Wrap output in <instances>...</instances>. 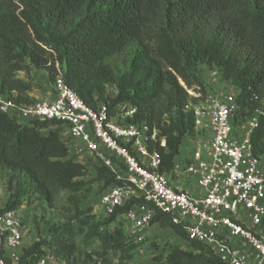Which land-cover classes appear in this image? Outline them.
<instances>
[{"label":"trees","instance_id":"obj_1","mask_svg":"<svg viewBox=\"0 0 264 264\" xmlns=\"http://www.w3.org/2000/svg\"><path fill=\"white\" fill-rule=\"evenodd\" d=\"M202 67L218 71L238 91L243 121L258 108L264 111V0H0V99L35 103L27 81L35 70L46 72L51 84L62 76L92 109L105 103L113 115L129 102L137 112L127 123L157 132L149 150L160 155L162 175L173 173L183 140L195 136L194 100L184 86L204 85ZM109 86L116 87L115 96ZM61 131L57 121L25 122L0 113L7 209L20 210L31 200L52 205L61 193L69 205L67 221L48 223L46 236L24 246L18 264L46 257L64 264H128L147 239L128 240L118 222L143 200L133 198L101 219L92 207L84 209L82 196L95 183L102 195L130 183L104 164L80 162ZM251 144L253 154L264 157V115ZM156 224L190 246L172 248L159 259L164 264H226L169 215L157 210Z\"/></svg>","mask_w":264,"mask_h":264},{"label":"built area","instance_id":"obj_2","mask_svg":"<svg viewBox=\"0 0 264 264\" xmlns=\"http://www.w3.org/2000/svg\"><path fill=\"white\" fill-rule=\"evenodd\" d=\"M211 77L221 80L218 71ZM184 87L194 100L189 106L195 116L194 147L173 173L192 179L196 195L174 189L160 174L161 157L149 150L157 132L151 134L145 123H127L137 112L129 102L119 104L113 115L105 103L92 109L58 76L54 100L17 105L0 99V113L25 122H60L62 139L80 162L91 168L104 164L128 181L130 186L108 188L100 200L103 218L133 198L143 200L119 219L128 240L144 242L158 210L224 263L264 264V157H256L251 144L264 111L258 108L243 121L246 111H240L236 89L216 93L205 83ZM108 94L115 96L116 87L109 86ZM161 145L166 146L165 139ZM25 236L20 210L7 209L0 199V264L7 258L19 263ZM37 264H48V258Z\"/></svg>","mask_w":264,"mask_h":264},{"label":"rangeland","instance_id":"obj_3","mask_svg":"<svg viewBox=\"0 0 264 264\" xmlns=\"http://www.w3.org/2000/svg\"><path fill=\"white\" fill-rule=\"evenodd\" d=\"M200 77L204 83H207L209 76L213 70L206 67L200 68ZM25 77L24 75H21ZM219 81V80H218ZM51 86V84H50ZM229 87H225V91H229ZM94 179L93 176H89L88 180ZM102 189L99 184L95 183L93 188L82 196V206L84 209L89 207L93 208V213L99 218H102V209L100 200L102 196ZM8 198L7 184L5 176L0 175V199L6 201ZM69 205L67 203V197L64 193L59 194L57 200L52 204H40L35 200L26 201L23 207L20 209V214L26 227V236L24 246L28 247L36 242L39 237L44 238L46 236L45 226L48 223H62L67 221ZM36 222L41 223L40 228L37 227ZM115 227V224L114 226ZM172 234L170 232L159 230L155 237L148 239V246L138 250L134 258L128 264H162L159 259L163 256L167 250H169L170 244L173 242ZM79 239H77L78 241ZM98 244L94 245L91 249L85 250V253L96 249ZM48 264H64V262L48 257Z\"/></svg>","mask_w":264,"mask_h":264},{"label":"crops","instance_id":"obj_4","mask_svg":"<svg viewBox=\"0 0 264 264\" xmlns=\"http://www.w3.org/2000/svg\"><path fill=\"white\" fill-rule=\"evenodd\" d=\"M22 77V76H21ZM24 78V77H22ZM29 83L32 85V91L29 93V96L34 99L35 101H52L55 99L54 93L52 90V84L50 83L48 79V75L44 71H35L33 70L31 73V78L27 79ZM51 84V86H50ZM210 89L215 91L216 93H221L224 92L225 87H229L227 83L223 82L222 80H217L214 81L211 77L209 76V80L207 83ZM231 89V87L229 88ZM226 92V91H225ZM49 131H45V133H48ZM194 145L193 142L190 138H185L183 140V144L181 146V153L177 158V163L183 164L184 161L187 159L189 156L191 150L193 149ZM170 183V185L174 189H180V190H188L191 192L193 195H196L198 192V189L196 188V185L192 179H188L182 175H176L174 173L165 175ZM102 209V208H101ZM159 230H164L167 232H170L172 234L173 242L169 246V250L163 254V257H166V255L171 251L172 248L174 247H179L183 250H190V246L185 243L181 238L176 236L170 229L168 228H161L158 224L153 225L149 231H148V236H147V242L144 244L140 249H143L148 246V239H152V237H155V235L158 234ZM137 250V251H138ZM136 251V252H137ZM135 252V253H136ZM165 259V258H164ZM164 259L161 261L162 264H164Z\"/></svg>","mask_w":264,"mask_h":264}]
</instances>
